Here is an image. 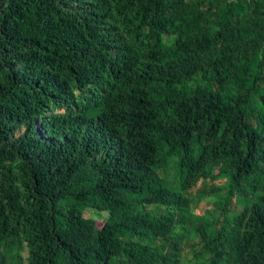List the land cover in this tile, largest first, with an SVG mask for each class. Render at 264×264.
Returning a JSON list of instances; mask_svg holds the SVG:
<instances>
[{"label": "trees", "instance_id": "16d2710c", "mask_svg": "<svg viewBox=\"0 0 264 264\" xmlns=\"http://www.w3.org/2000/svg\"><path fill=\"white\" fill-rule=\"evenodd\" d=\"M0 264H264V0H0Z\"/></svg>", "mask_w": 264, "mask_h": 264}, {"label": "rangeland", "instance_id": "374dc122", "mask_svg": "<svg viewBox=\"0 0 264 264\" xmlns=\"http://www.w3.org/2000/svg\"><path fill=\"white\" fill-rule=\"evenodd\" d=\"M224 183V181H219V182H216V184H223ZM199 185V184H198ZM207 207H210L209 205H208V203H207V201L206 202H201L198 206H197V212L198 213H200V214H202L204 211H205V209L207 208ZM239 208V207H238ZM240 209V208H239ZM94 217V216H93ZM100 220H98L96 223H97V225L98 224H100Z\"/></svg>", "mask_w": 264, "mask_h": 264}]
</instances>
